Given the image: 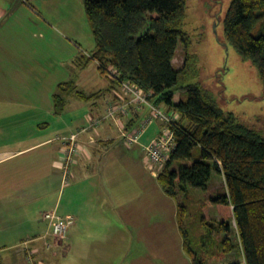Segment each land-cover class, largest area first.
<instances>
[{"label":"crops","instance_id":"1","mask_svg":"<svg viewBox=\"0 0 264 264\" xmlns=\"http://www.w3.org/2000/svg\"><path fill=\"white\" fill-rule=\"evenodd\" d=\"M82 3L0 0V217L23 214L17 224L0 226V264H176L177 256L190 264L178 226L179 199L177 206L160 202V193L169 196L143 150L161 133L159 120L130 145L110 119L83 134L69 183L61 187L57 136L77 131L110 105L125 103L119 87L108 89L97 62L85 64L94 39ZM70 79L87 95L101 93L90 101L69 96L56 115V86ZM127 108L128 115L118 117L131 131L149 112ZM169 206V227L161 228L159 213ZM52 210L71 217L73 224L48 249L45 242L54 240L41 214ZM18 228L23 230L19 238Z\"/></svg>","mask_w":264,"mask_h":264},{"label":"trees","instance_id":"2","mask_svg":"<svg viewBox=\"0 0 264 264\" xmlns=\"http://www.w3.org/2000/svg\"><path fill=\"white\" fill-rule=\"evenodd\" d=\"M83 7L95 45L85 64L97 62L105 78L107 69L117 71L116 79L106 78L108 89L130 82L152 105L178 115L171 126L175 147L157 175L164 193L178 199L190 188L205 191L213 172L223 175L224 191L209 202L219 218L214 225L202 218L207 231L196 250L183 223L187 209L178 205V226L190 264H207V257L236 248L242 264H264V137L225 114L200 84L188 82L197 69L182 30L186 0H83ZM224 34L226 43L256 67L264 88V0H233L225 14ZM179 43L186 54L176 68L172 62ZM180 92H185L184 99L176 98ZM100 93L79 91L73 79L60 83L53 94L54 112L64 111L69 96L90 101Z\"/></svg>","mask_w":264,"mask_h":264},{"label":"rangeland","instance_id":"3","mask_svg":"<svg viewBox=\"0 0 264 264\" xmlns=\"http://www.w3.org/2000/svg\"><path fill=\"white\" fill-rule=\"evenodd\" d=\"M232 1L186 0L182 30L186 36L188 54L194 58V64L197 69L196 77H191L192 79L190 78L188 82L200 84L225 114H231L239 123L255 130L264 137V88L262 87L258 70L249 60L242 58L234 47L228 45L225 39L224 18ZM90 36L93 38L91 30ZM185 54L184 46L179 43L172 62L174 67L179 68L182 66ZM179 97L184 99L186 97L185 92L176 93V98L178 99ZM160 110L164 111L162 108ZM148 112L144 119L150 115L149 109ZM154 120L153 126L157 124ZM59 170L61 172L60 167ZM222 177V174L213 172L208 188L205 191L190 188L185 196L178 198V203L187 209L183 217V223L189 235L192 250H196L197 245H199V237L207 231L205 224H203L204 222H201L202 218L210 225H214L219 218L216 207L209 202L224 191L225 187ZM164 199L166 202L176 203L174 198L163 197L162 193H160V202H165ZM169 211L170 206L168 211H163L162 209L160 211L161 215L159 213L158 220L161 228L169 227L166 224L167 221L170 222ZM4 215L0 217V226L9 221H15V224H17L23 214L15 212L13 215H6L3 220ZM231 228L234 232L233 242L235 243L238 239L236 238V228L233 221L231 222ZM22 231L19 228L16 230L18 238L22 236ZM56 242L58 244L60 241L57 240ZM164 247L162 246L159 249ZM206 260L207 264L243 263L242 253L238 248L231 253L207 257ZM175 262L176 264L183 263L182 258L178 256ZM160 264L167 263L161 261ZM171 264L173 263L171 262Z\"/></svg>","mask_w":264,"mask_h":264},{"label":"built area","instance_id":"4","mask_svg":"<svg viewBox=\"0 0 264 264\" xmlns=\"http://www.w3.org/2000/svg\"><path fill=\"white\" fill-rule=\"evenodd\" d=\"M117 77L118 73L116 70L112 68L107 69L106 78L108 80H113ZM119 88L122 95L125 97V103L110 105L100 117L90 118L86 125L77 131L67 136L56 138L62 144V156L60 161L62 187H65L69 183L71 168L75 163L76 156L80 152V137L88 131L100 127L103 121L108 119L117 124L120 136L127 145L137 143L145 132L146 127L151 124L154 119L159 120L163 124L161 133L151 139L148 144L143 147V150L149 169L154 174L158 175L160 172L159 170L164 167L169 159L170 154L175 147L174 133L171 126L178 119V115L175 112L161 111L160 108L152 105L147 99V94H145L138 86L130 82L122 81ZM128 106H145L150 110L148 118L140 122L139 126L131 131H126L124 127L120 125V116L125 117L128 115ZM118 113L120 114L119 117ZM42 218L48 224L49 235H51L54 240L53 244L45 242V247L49 249L51 246L57 244V240L62 241L66 237L68 229L73 224V220L71 217H62L58 215L55 210L43 212Z\"/></svg>","mask_w":264,"mask_h":264}]
</instances>
